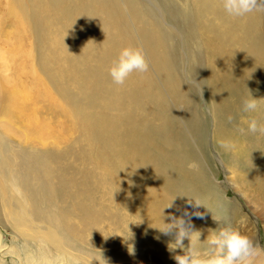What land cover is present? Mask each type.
I'll return each mask as SVG.
<instances>
[{
	"label": "bare ground",
	"instance_id": "6f19581e",
	"mask_svg": "<svg viewBox=\"0 0 264 264\" xmlns=\"http://www.w3.org/2000/svg\"><path fill=\"white\" fill-rule=\"evenodd\" d=\"M162 11L177 25L178 47H191L185 74L199 88L206 110L182 80L176 46L160 17L135 0H0V190L23 238H31L28 217L41 207L46 213L40 219L52 229L40 239L62 252L81 227L110 219L116 227L128 226L127 244L157 262L176 264L173 256L183 249L170 251L175 236L161 232L171 223L169 215L183 217L185 227L200 233L183 241L185 249L190 243L197 250L208 247L207 239L197 238L210 234L202 221L208 230L230 225L260 243L252 224L241 226L240 210L222 198L217 167L212 171L204 158L211 128L223 169L249 204L243 207L262 218L264 133L247 129L253 118L264 124V103L245 112L242 101L249 92L264 98V12L234 18L219 0H175ZM27 33L34 38L32 49ZM126 46L142 49L149 69L118 86L107 68ZM49 110L71 122L81 139L75 152L80 176L62 152L15 146L14 157L5 154L15 145L5 138L10 131L20 133L25 144H61L66 122L47 118ZM189 162L196 167L189 170ZM15 189L24 204L12 197ZM97 193L107 194L112 210L97 204ZM188 198L204 207L189 206ZM54 205L61 207L49 209Z\"/></svg>",
	"mask_w": 264,
	"mask_h": 264
},
{
	"label": "rangeland",
	"instance_id": "374dc122",
	"mask_svg": "<svg viewBox=\"0 0 264 264\" xmlns=\"http://www.w3.org/2000/svg\"><path fill=\"white\" fill-rule=\"evenodd\" d=\"M135 1L145 9L153 12L157 18L160 17L158 22L159 25L167 31L171 41L176 46V64L178 71L181 72L182 70V80L189 88L190 94L193 95L196 100L199 101L198 103L200 106L206 110V105L200 97L199 88L195 83H193L192 80H189L185 74L189 63L185 55L191 54V47L189 45L184 47L182 43L178 47V36L176 32L177 25L169 20V18L163 17L164 11H162V9L164 10L165 8L167 11L168 6L171 3L173 4L175 0ZM179 30L182 31L181 28H179ZM27 35L31 39L32 49L33 46L35 47V45H33L34 38L30 35V33H27ZM6 39L7 38H3V41L1 40V42L3 43ZM34 53L36 56V51H34ZM35 62L36 57L34 58L33 63L35 64ZM38 75L44 78L42 74L38 73ZM195 80L199 81L198 78H195ZM47 85L48 89L53 93V89L49 83ZM59 115V112L55 113L54 110H49L47 113V118L51 120H58L60 118V122H66L68 130L60 134V136H65L64 139L63 137H60L59 134L54 136L55 138L58 136L59 139L62 138L60 139L62 141L61 144L54 146L52 145L53 140H49L45 145L25 144L20 139V133L17 131H10L5 134V138L9 141H13L15 145L8 146L5 150V154L14 157L18 151L15 150V146L24 147L27 149L54 150V152H62V154H58L64 157L65 162L75 164L77 169L76 174L80 176L81 173L79 171L82 168L80 166L79 158L75 156V152H77L81 146V139L79 138L77 131L71 126V122L65 121L64 117H59ZM210 131L208 130L206 137V153L204 161L209 163V167L212 171H215L217 167V171L214 172V175L215 181L221 189L222 198L224 197L226 200L231 202L229 207H234L236 210H240L239 215H241L240 217L242 220H239V223L243 227H246L248 223L249 225L252 224V231L255 232V235H259V244L264 247V213L261 211V218L257 215H253L252 211H250L249 214L245 207H243L249 206V204H247L241 198V194L237 190V186L234 183L232 175H228L223 169L222 157L215 149V145L209 136ZM65 132L67 134H65ZM262 161H264V159L260 158L259 164ZM226 178L228 182H226ZM19 191L15 189L12 193V197L24 204L23 194L21 191ZM1 194L2 192L0 190V264H162L161 262L156 261L159 259L155 260V258L143 254V249L140 246L136 244H127L123 240V237L129 236L128 226L122 225L116 227V225L112 224V220L110 219L101 220L95 228L81 227L77 232L78 238L75 243L68 248L69 251L62 252L55 250L46 244L42 239H40L46 232H49L52 227L40 219L42 217L41 215L46 213V209L38 207L36 211L38 215L28 217L26 233L31 238L25 239L22 237L21 231L15 225L18 222H14L11 214L8 213V211L10 212V207L3 203ZM95 198L99 206H103L108 210H112L113 206L110 205L107 194L97 193ZM58 207L60 208L61 205H54L49 209L56 210ZM248 210H253L254 212L256 211L255 207H250ZM121 214L122 216L124 215L123 210H121ZM71 217L74 223L78 225V218L75 215H71ZM110 218L113 217L111 216ZM201 225L202 228H204V231L206 230V232H209V225H207L205 221H202ZM255 225L258 229H254ZM209 235L210 234H201L200 237L198 236L197 238H199L201 243H206V239Z\"/></svg>",
	"mask_w": 264,
	"mask_h": 264
},
{
	"label": "clouds",
	"instance_id": "9594fccd",
	"mask_svg": "<svg viewBox=\"0 0 264 264\" xmlns=\"http://www.w3.org/2000/svg\"><path fill=\"white\" fill-rule=\"evenodd\" d=\"M219 3L222 5L224 12L234 18H242L253 12H264V0H219ZM148 69L149 65L142 49L126 46L112 60L107 72L115 85L122 86L132 73H145ZM249 97V99L242 101L245 112H254L261 103H264V98L253 99L250 92ZM247 130L253 134L264 133V124L255 118L250 119ZM222 146L227 148L229 145L222 143ZM187 167L192 170L196 165L194 162H189ZM187 203L194 208L204 207L199 200L188 198ZM170 207H172V204L167 208ZM194 215L202 218V214L199 212H195ZM183 216L190 217V214L185 211ZM167 219L171 223H164L165 229L161 232L164 235L174 234L175 236V243L169 245V250L183 249V254L173 256L176 264H264V247L230 225L219 227L215 231L209 230L210 235L207 238L208 247L206 249H194L191 243L185 249L183 241L187 238L191 242L192 234L199 232L194 233L190 228L185 227L186 221L183 217L177 218L169 215ZM213 219L220 225L219 220L214 217Z\"/></svg>",
	"mask_w": 264,
	"mask_h": 264
}]
</instances>
